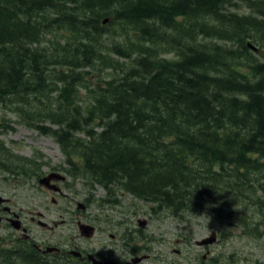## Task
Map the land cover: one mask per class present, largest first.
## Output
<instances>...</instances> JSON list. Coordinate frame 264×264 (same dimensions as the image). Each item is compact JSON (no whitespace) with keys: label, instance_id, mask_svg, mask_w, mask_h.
I'll use <instances>...</instances> for the list:
<instances>
[{"label":"trees","instance_id":"16d2710c","mask_svg":"<svg viewBox=\"0 0 264 264\" xmlns=\"http://www.w3.org/2000/svg\"><path fill=\"white\" fill-rule=\"evenodd\" d=\"M238 2L264 0H0V104L109 205L124 192L183 218L243 196L262 212L264 12L238 16ZM13 156L20 179L48 166Z\"/></svg>","mask_w":264,"mask_h":264},{"label":"rangeland","instance_id":"374dc122","mask_svg":"<svg viewBox=\"0 0 264 264\" xmlns=\"http://www.w3.org/2000/svg\"><path fill=\"white\" fill-rule=\"evenodd\" d=\"M237 4V8L231 7V9L237 12L238 16L253 15L263 19L261 12H264V3L256 9L243 2ZM206 22L211 21L206 19ZM114 29L115 32H118L116 26ZM168 33L170 34V32ZM60 35L61 33H59L58 40L63 43L64 39ZM107 35L108 32H104L102 36L106 37ZM212 40L215 41V39ZM220 41L233 48L238 46L233 40ZM168 42L159 43L161 56L171 57L172 60H175L177 58L174 55L172 44H165ZM253 45L257 47L256 44ZM77 135L83 136L82 133H77ZM1 146L9 155H19L35 161L40 160L37 163L45 161L48 164V166L43 164L41 167L40 170L43 172L38 174L41 177L39 180L36 177L37 174L26 176L25 179L14 175L10 184L5 182L6 190L9 196L13 197L17 212L18 209H22L27 212V216L35 218L38 212L43 213L42 218L45 219L46 224L49 227L54 226L55 232L59 233V242L63 243L65 250L73 249L74 244L89 247L91 246L89 242H93L95 246L106 245L118 253L123 246L121 244L118 246L120 241L118 237L112 241H106V236L97 232L94 238L89 241L77 238L79 234L77 221H79V227L91 230L93 228H90L88 224L83 225L82 222L90 223L89 219L94 218L96 225L99 221L101 225H104L103 219L106 214L111 223H121L122 228L127 227L131 231L134 228H139L143 230L144 234L151 235L149 241L145 238L147 235H143L136 242L141 253L145 257L146 254L149 255L146 260L147 264H197L199 260L195 258V255L200 256L207 250L210 255H214L215 259L220 258L215 264H264V210L262 213L254 205L251 206L250 200H245L243 196L237 204L227 208L228 216L224 215L226 211L219 203L212 205L215 208L211 209L212 211L206 208L182 219L172 216L163 217L161 214L149 215L147 210L150 207L149 202H144L124 192L120 197V204L109 205L108 202L101 200V197H104L106 193L103 187L98 184H93L90 187L83 178H74L72 175H68L62 167H59H66V163L63 162L64 157L58 144L51 136L41 134L37 129L25 125L19 115L6 107L5 104H0V151L3 150ZM13 162L12 159L11 163L13 164ZM46 168L49 170L47 171ZM4 174L5 172H0V176ZM60 175H65L66 178L59 179ZM41 179H44V183L40 182ZM3 181H5L4 178ZM55 182L57 185L59 184L61 191L59 194L51 191L52 185H56ZM40 185L44 187V190L39 194L37 189L40 188ZM245 186L248 185L245 184ZM241 192L252 195L250 190L241 189ZM257 193L261 194L259 191ZM52 196L55 197V202H53ZM239 196L240 192L236 198L238 199ZM78 202L84 203L87 208H77ZM218 215L217 226L214 219ZM55 220H59L57 228L53 222ZM244 231H250L251 234L248 235ZM213 232H215V240L208 242L207 246L203 239L207 240L212 237ZM45 233L50 235L48 230ZM125 240L130 247L133 246L132 240L129 238H125ZM176 249H179L180 252H174ZM65 260L70 261L67 257ZM139 261L140 258L135 257L131 263L138 264ZM75 264L78 263L75 262Z\"/></svg>","mask_w":264,"mask_h":264},{"label":"flooded vegetation","instance_id":"af4514ba","mask_svg":"<svg viewBox=\"0 0 264 264\" xmlns=\"http://www.w3.org/2000/svg\"><path fill=\"white\" fill-rule=\"evenodd\" d=\"M13 157L5 149L0 151V162L6 165L0 170V172H5L4 175L0 176V264H66L65 257L72 259L78 264H97L89 259L90 254L99 261L109 260L106 257L114 258L119 264H132L131 261L135 257H139L140 261L138 264H147L146 260L149 258V255L147 254L148 256L145 257L138 247H130L128 245V242L125 241L127 234L125 228H122L121 223H111L106 227V230L102 229V231L107 233L109 241L116 239V237L120 239L118 246L119 244L123 246L118 253L106 245L104 246L105 249H103L97 248L94 245L86 247L74 244L73 249L65 250L63 243L59 242V233L55 232L54 226L49 227L46 224L47 222L42 218V212H38L36 218L27 216V212L22 209H18L19 211L17 212L13 197L7 193L5 184V182L10 184L11 179L14 178V174L11 173L12 168L10 167ZM48 168L50 169L51 166ZM48 168H46L47 171L49 170ZM3 178L5 181H3ZM39 178L41 177L38 176V180ZM55 183L56 185H52L51 191L59 194V184ZM37 190L40 194L44 190V187L40 185V188ZM51 198H54L53 202H55V197L52 196ZM89 220L90 223H82L91 225L93 233L94 231L97 232L99 227L94 225L93 220ZM53 222L57 228L59 220ZM77 223L80 232L78 238L85 241L86 239H90L89 236L85 235V232L91 233V230L80 229L79 221ZM46 230L50 232V235L45 233ZM199 264H204V260H201Z\"/></svg>","mask_w":264,"mask_h":264},{"label":"water","instance_id":"95a60500","mask_svg":"<svg viewBox=\"0 0 264 264\" xmlns=\"http://www.w3.org/2000/svg\"><path fill=\"white\" fill-rule=\"evenodd\" d=\"M249 45H250L251 47H253L254 50L257 49V47H255V46H253V45H251V44H249ZM55 177H57V176L55 175ZM63 178H64V176H62V175L59 176V179H63ZM45 179H47V178H45ZM48 179H49V177H48ZM40 182H41V183H44V179H41ZM88 229H89V228H88ZM85 234H89V233H87V231H86ZM214 240H215V237L212 236V237H210V238H207V240H205L204 242H212V241H214Z\"/></svg>","mask_w":264,"mask_h":264},{"label":"bare ground","instance_id":"6f19581e","mask_svg":"<svg viewBox=\"0 0 264 264\" xmlns=\"http://www.w3.org/2000/svg\"><path fill=\"white\" fill-rule=\"evenodd\" d=\"M22 165H23V163H22ZM25 166V165H24ZM103 189V188H102ZM105 191V190H104ZM113 208V207H112ZM121 210V209H120ZM120 213V212H119ZM123 216V215H122ZM117 219V218H116ZM121 220V219H120ZM143 238V237H142Z\"/></svg>","mask_w":264,"mask_h":264}]
</instances>
